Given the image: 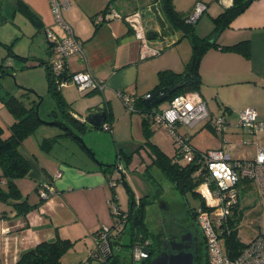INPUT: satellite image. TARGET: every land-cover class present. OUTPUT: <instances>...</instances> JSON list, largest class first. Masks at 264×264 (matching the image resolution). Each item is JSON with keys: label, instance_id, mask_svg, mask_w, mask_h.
Returning a JSON list of instances; mask_svg holds the SVG:
<instances>
[{"label": "crops", "instance_id": "crops-1", "mask_svg": "<svg viewBox=\"0 0 264 264\" xmlns=\"http://www.w3.org/2000/svg\"><path fill=\"white\" fill-rule=\"evenodd\" d=\"M68 1L69 6L62 10L61 16L73 35L82 43L83 57L79 54L69 56L66 61V72L71 75L89 71L95 79L105 85V88L102 92H79L73 84H68L61 87L60 92L69 105L72 116L77 120L80 119L78 114L86 108L99 104H103L111 116V121L105 123L108 131L101 128L95 129L96 136L89 134L90 144L98 149L99 156L90 150L102 165L95 163L93 159H83L84 162L80 166L57 155L55 153L57 146L61 142L66 143V147L71 146L73 140L70 139L63 138L55 143L49 152L45 151L41 143L58 134L52 130L55 126L44 124L36 132L41 127H47L48 131L44 130L45 133H40L39 136L35 132L24 139L18 151L28 161L30 170L24 178L14 181L19 191V198L15 200L26 199L29 205L40 204L26 215H21L11 202L0 199V264H14L24 252L37 244L53 242L58 237L72 241L89 237L95 246L96 233L112 225L110 203L113 201L110 194L113 195L115 192L113 187H109L108 182L114 181L117 172L115 167L111 174L101 168L115 163L121 164L126 180L127 171L122 163L125 162L124 155L132 154L129 164L135 163L136 166L139 158L135 150L144 143L142 114L127 111L116 96V92L123 91L135 98H143L156 86L160 71L173 70L180 73L190 58L191 47L189 49L187 44H183L188 38H182L180 32L168 30L162 39L159 38L164 25L159 19L157 25L151 23L149 26L151 29H148L150 31L145 30L147 33H153H150V47L159 48L161 52L158 56L144 59L140 54V41L134 37L132 30L122 19H103L107 7L120 15H126L140 10L137 3L130 8L121 9L118 0L113 4H109V0ZM133 2L139 0L129 1V4ZM148 2L149 5L153 0ZM197 2L205 4L206 11L195 23L194 33L200 38H208L214 30L212 19L230 7L233 0H173V5L178 13L186 17ZM121 6L125 7L124 4ZM96 19L99 22L96 23ZM7 23H12L13 28L6 29ZM0 29L1 62L4 58L3 46H10L14 53L13 48L16 50V46L24 39L28 41L26 42L28 50L20 53L24 55L14 53L27 59L22 62H29L28 57L35 56V50L39 49L45 56L43 62H48L52 46L47 41L45 32L51 30L59 37L65 34L63 27L55 22L48 0H0ZM211 41L216 43V47H209L200 61L201 84L197 93L206 104L207 110L211 109L209 104L214 100L224 105L227 115L236 112L237 117V113L248 107L257 112L260 120H264V0H253L241 15L216 34ZM244 41L249 43V55L246 57L222 48ZM240 96H244L245 101H240ZM168 105L169 103L158 110L166 109ZM3 107L0 101V112ZM51 108H45V116ZM211 115L212 113H209L210 120L194 129L179 125L177 131L187 137L200 151L224 148L234 159L242 158L241 152L224 138H221L220 143L214 148L208 145L199 147L194 143L197 135L208 131L216 134ZM223 116L228 122L225 115ZM44 120L50 121L48 116ZM227 126L229 122L226 123ZM90 130L93 129L88 131ZM152 132L151 143L168 157H173L175 153L171 155L163 142L155 138L153 126ZM68 148L65 149L66 152H69ZM146 152L145 158H149V163L144 166L151 162L148 150ZM70 154L74 158L75 155ZM151 168L153 167H149L148 170ZM44 184H49L54 194L46 200H41L38 190ZM0 186L6 190L3 180L0 181ZM148 198L150 206L152 199L150 196ZM116 205L123 212L130 208L129 200L125 207Z\"/></svg>", "mask_w": 264, "mask_h": 264}, {"label": "trees", "instance_id": "trees-1", "mask_svg": "<svg viewBox=\"0 0 264 264\" xmlns=\"http://www.w3.org/2000/svg\"><path fill=\"white\" fill-rule=\"evenodd\" d=\"M115 1L116 0H109V4H113ZM252 2L253 0H233L230 7L224 9L223 12L212 19L214 30L212 35L208 38H200L194 33V25L186 22L188 15L183 17L180 13H178L174 8L173 0H153V2H150L148 5V7L151 8L150 11L155 14L157 18L164 24L159 34V38L162 39L168 30H174L180 32L182 34V38H188L191 46L190 58L187 61L184 70L180 73L173 70L160 71L158 73V82L152 92H155L161 88L172 87L175 84L181 82L177 89L167 97L165 100L167 103H169L174 97L178 95L185 93H198L201 84L199 76L200 61L209 47H216V43L210 42V40L213 39V37L220 31L227 28L236 17L241 15L250 6ZM111 10L113 9L107 7L104 13ZM28 16L31 18L29 14ZM150 33L153 34L152 32ZM150 33H147L149 40L151 39ZM154 33L155 35H158V33ZM3 47L10 53V55L12 54L17 59H20L21 61L27 60L26 58H22L12 53L10 46L4 45ZM222 48L240 53L245 57L249 55L248 41ZM40 65L45 66V76L47 82L46 92L47 96L54 103L53 108L48 110L47 116L49 117L50 121L57 122V126L55 127L62 131L51 138L45 139L41 143V147L44 148L45 151L49 152L53 145L60 142V140L63 138L73 140L79 144L77 140L70 136L68 133L69 129L73 130L80 136L89 129H101L102 127L94 128L92 126L85 125L72 116L70 107L63 99L60 89H58L56 78L50 71L48 62H41ZM6 72V69L1 66V75L5 76ZM66 74L67 72L64 71L61 74L59 80L66 79ZM0 87L2 88L1 85ZM20 96L21 97L18 98L10 94L8 91H5L4 94L0 95V101L4 107L8 109L9 113L13 117V122L10 125H4L0 119V181L3 180L6 185V190H3L0 186V199L11 202L18 214L26 215L30 210L36 208L40 203L29 205L26 199H21L18 201L15 200L16 198H19V191L16 188L14 181L24 178L30 170L28 161L19 153L18 148L22 145L24 139L30 135H33L40 126L46 124V120L36 114L37 105L40 107L43 101L40 95L24 90ZM142 99V97L136 98L134 107L136 112L141 113L143 116L142 130L144 134V143L139 145L135 151H137L140 147H145L148 149L151 162L145 167L144 171H148L149 167H155L159 170L162 176L172 184L173 188L179 194L185 195L186 193L190 192L193 195H197L194 192V189L202 181L207 179V174L205 171H202V174L198 176L194 175L198 168V164L195 162H185V164H180L178 159L181 158V153L179 152L178 147L176 148L175 155L173 157H168L158 147L151 143L150 138L153 133L152 125H154L152 123L151 115L154 113V111H157L159 107L157 105L153 108H146L142 103ZM110 121L111 116L108 113L106 123ZM79 145L81 146V144ZM194 149L196 148L194 147ZM196 151L201 152L198 149H196ZM118 157L121 158L119 155ZM124 158L126 165H129L130 161L132 160V154H125ZM113 167L116 168V163L112 166L102 167L101 169L111 174ZM125 188L129 197L131 210L130 208L126 212L119 210L120 214H126L124 226L116 234L110 235L109 242H111V244L113 243L114 245L118 244L117 238L123 233L124 228H126V226L130 223L132 234L129 247L132 248L136 241L142 242L147 240L150 250V248H153L154 245L156 246L157 236L150 232L145 224L146 205L149 203L148 196H138V200L136 201L134 192L130 189V187L127 185ZM111 200L114 202L116 201L114 194L112 195ZM201 204L202 200L200 202V205ZM237 206L238 204L234 207V209ZM234 209L232 211L231 220L232 230L225 239V251L231 257H236L245 247L244 245H240L235 238L237 218H235L236 214L234 213ZM195 210L192 214L194 220ZM115 223L116 222L112 216V224ZM97 234L98 232L96 233L95 238H97ZM75 242L76 241L61 239L59 237L53 242H41L32 249L24 252L14 264H62V259ZM154 251H156V249ZM94 252L95 249L92 253V258H95ZM151 256L152 254L149 253V256L141 261H147ZM197 260L195 261V264H200ZM101 264H120L119 255L115 253V255L109 257L106 263ZM203 264H207L206 252Z\"/></svg>", "mask_w": 264, "mask_h": 264}, {"label": "built area", "instance_id": "built-area-1", "mask_svg": "<svg viewBox=\"0 0 264 264\" xmlns=\"http://www.w3.org/2000/svg\"><path fill=\"white\" fill-rule=\"evenodd\" d=\"M48 1L55 22L65 31L63 37H59L51 30L45 32L46 39L52 46L48 66L56 78L58 89L73 84L79 92H102L105 85L95 79L89 71L66 74V79L59 80L61 74L66 71V61L69 56L79 54L83 57V46L61 16L62 10L68 8L69 1ZM148 10L151 8L148 7ZM205 11L206 5L197 2L192 12L187 16L186 22L195 25ZM115 18L122 19L132 30L134 37L140 41L142 59L160 54L159 48L149 45L140 11L122 16L111 10L103 15L105 20ZM95 21L99 22L97 19ZM116 96L127 111L136 112L134 96L123 91H117ZM151 118L154 125L163 127L170 132L173 141L179 148L181 158L186 163L195 162L198 164L194 175L198 176L202 174V171L207 174V179L194 189L202 200V204L195 210V222L204 239L207 264H264V236H258L251 240L236 257L229 256L221 244V240H225L232 230V211L238 204V184L245 180L254 181L258 187L260 198L264 199V147H259L255 157L250 160L234 159L231 153L224 148L197 152L189 139L177 131L179 125L194 129L209 118L206 104L197 93H185L174 97L166 109L154 111ZM212 125L215 131L224 132L227 128L225 121L221 118L215 119ZM238 126L254 135L264 129V120L258 118L254 109L246 107L238 114ZM102 128L106 131L109 130L106 125ZM116 170L123 171L121 164L116 163ZM108 184L110 187H114L115 182L110 180ZM53 194L54 191L49 184H44L38 190V195L43 200ZM135 199L137 201L138 197ZM262 212H264V207H262ZM110 213L116 223L102 228L95 238L96 253L94 252V257L103 261L110 255V235L119 232L126 219V214H120L116 204L110 207ZM148 256V241H136L131 248L133 262L141 261Z\"/></svg>", "mask_w": 264, "mask_h": 264}, {"label": "rangeland", "instance_id": "rangeland-1", "mask_svg": "<svg viewBox=\"0 0 264 264\" xmlns=\"http://www.w3.org/2000/svg\"><path fill=\"white\" fill-rule=\"evenodd\" d=\"M129 1L131 2L132 0H118L117 2L121 3L119 6L121 9L130 8L131 5L135 6L137 3L140 11H142L143 23L145 29H147V32L150 31L148 29H151L149 26L152 22H154L156 25L158 24L157 16L148 10V1L150 0H139V2H133V4H129ZM122 4L125 5L124 8H122ZM18 18L17 21H19ZM15 23L17 24V22ZM6 26V29L13 28L12 23H7ZM26 42L28 41L25 39L21 40L16 46V50L13 48L14 53H25L28 50V44H26ZM183 44H187L190 49L191 46L189 40L185 39ZM4 50L2 49L4 57L2 62L0 58V71L1 66H3L7 72L5 76H2L0 73V85L2 86V88L0 87V93L4 94L5 91H8L10 94L20 98L22 91H34L36 94L42 97L43 101L38 108V115L45 119L47 117L44 113L45 108H53L54 103L46 93V69L44 65H40V63L43 62L45 56L43 53H40L41 49L35 50V56H30L32 58L27 56L29 59V62L27 63L22 62L12 54L10 55L7 50ZM239 100L242 102L245 101L244 96H240ZM165 105H167V102L163 101L158 105V107H164ZM209 107H211V109L208 108V112L212 113V123L219 117L224 120L223 115H225V119H227L229 122V126H227V129L224 132L216 131L215 135L211 131L197 135V137H195L194 143H196L199 147L208 145L210 148H214L220 143V139L224 138L225 140L230 141V143L233 144V146L239 152H241L243 157L239 159H253L257 153V149L259 147H264V129L260 130L254 135H251L246 129L238 126L239 113H237V117L235 114L236 112H232L228 115L225 114L224 105L220 103L218 104L214 100L211 102V104H209ZM0 119L4 125H10L13 122L12 115L5 107H3L0 112ZM207 120H210V117ZM205 121L201 122V124H203ZM224 121L225 123H228L226 120ZM152 126L155 130V138L162 141L164 147L169 150V153L174 155L177 144L174 143V139L170 132L163 127L157 125ZM45 128L41 127V129H39L36 134L39 136L40 133H45L44 130L48 131V128ZM52 130L54 133L62 132L57 127H54ZM90 133L95 135L97 131L95 129L87 131L81 135V138L86 148L89 150L92 149L96 156H99L98 149L90 144ZM243 142H246V144H243ZM65 144L66 143L61 142L59 146H57L58 149H55V153L60 157L69 159L70 163L82 166V163L84 162L83 159H92L88 151L79 145L80 143L78 144L73 141L72 145L67 147ZM66 148L69 149V152L65 151ZM147 150L148 149L145 147L138 148L136 152L139 160L137 161L136 166L135 163L126 165V163L122 161L124 168L127 171L126 182L130 189L134 192L135 198H137L139 195H148L150 196V199H152V204L150 206L146 205L145 224L147 228L152 233L158 231L165 232V229H167L168 225H175L180 220H184L185 218L186 223L193 227L199 236L202 237L201 231L192 217L194 210L200 205L201 198L195 191L194 192L197 195H193L190 192L186 193L185 195L179 194L172 187V184L167 181L155 167L149 169L148 171H144L146 167L144 165L149 163V158H145L147 155ZM70 153L75 155L74 158ZM91 153L93 154L92 151ZM178 162L180 164H185V160L183 158L178 159ZM114 182L115 185L113 190L115 192L114 195L116 197V201L111 202L110 207L114 204H118V206L123 205V207H125L127 206L129 197L125 186L119 180V175L117 172L114 176ZM111 196L112 195L110 194V197ZM161 204H166L164 206L165 208H163ZM262 207H264V199L260 198V193L256 183L251 180L241 181L238 184V206L234 209V213L236 214L235 218H237L235 238L240 245L245 246L254 238L258 236H264V212H262ZM131 234V225L129 223L126 228H124L123 233L117 238L119 248H116L115 252L117 255H119L120 264H151V262L157 257V250L154 251L152 256L147 261L139 260L133 262L131 258V248L129 247L131 242ZM224 243L225 240L222 239L221 244L223 249H225ZM94 247V242L89 237L76 241L64 256L62 264H101L102 262L98 261V259L92 258V252L95 249ZM204 258L205 247H203L201 255L197 261L200 264H203Z\"/></svg>", "mask_w": 264, "mask_h": 264}, {"label": "water", "instance_id": "water-1", "mask_svg": "<svg viewBox=\"0 0 264 264\" xmlns=\"http://www.w3.org/2000/svg\"><path fill=\"white\" fill-rule=\"evenodd\" d=\"M210 42L212 41L210 40ZM179 84H181V82L175 84L172 87L161 88L155 92L146 95L142 99L143 105L146 108H153L154 106L159 105L160 103L165 101L172 92H174L177 89ZM29 92L35 93L34 91H30V90ZM38 108L39 106L37 105L36 114H38ZM79 117L81 120L79 119L78 121H80L81 123L92 126L94 128H101L105 125L107 121L108 112L107 110H105V106L103 104H99L97 106L86 108L81 114H79ZM45 123L46 125L57 126V122L55 121H48V122L45 121ZM68 133L73 139L77 140L81 144V146L88 151V153L91 155L95 163L100 164L98 160H96L95 156L91 153V151L86 148L80 135H78L71 129H69ZM117 173L119 175V180L126 187L128 184L124 179L123 173L120 171H117ZM109 247H110V255L106 258L105 261L101 259H98V261L102 263H106L110 256L115 255V249L119 248V245L118 244L114 245L113 243L111 244V242H109ZM151 264H192V256L182 255V254L167 255L166 253H161L151 262Z\"/></svg>", "mask_w": 264, "mask_h": 264}, {"label": "flooded vegetation", "instance_id": "flooded-vegetation-1", "mask_svg": "<svg viewBox=\"0 0 264 264\" xmlns=\"http://www.w3.org/2000/svg\"><path fill=\"white\" fill-rule=\"evenodd\" d=\"M161 206L165 208L164 204H161ZM154 234L157 236L158 241L156 240V246L150 248L149 253L153 254L156 249L157 256L161 253L191 255L192 264H195L204 247L203 236L200 237L197 231L186 223L185 218L175 225H168L165 232L158 231Z\"/></svg>", "mask_w": 264, "mask_h": 264}]
</instances>
